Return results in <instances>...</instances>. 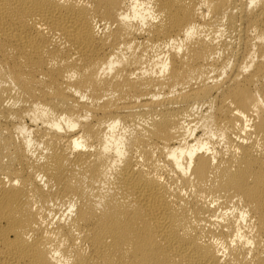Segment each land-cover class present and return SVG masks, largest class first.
<instances>
[{
  "label": "bare ground",
  "instance_id": "obj_1",
  "mask_svg": "<svg viewBox=\"0 0 264 264\" xmlns=\"http://www.w3.org/2000/svg\"><path fill=\"white\" fill-rule=\"evenodd\" d=\"M0 264H264V0H0Z\"/></svg>",
  "mask_w": 264,
  "mask_h": 264
}]
</instances>
